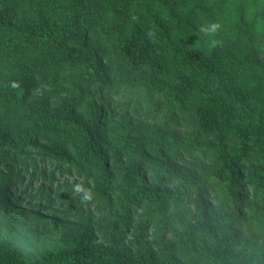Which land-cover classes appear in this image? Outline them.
Instances as JSON below:
<instances>
[{
	"label": "trees",
	"instance_id": "1",
	"mask_svg": "<svg viewBox=\"0 0 264 264\" xmlns=\"http://www.w3.org/2000/svg\"><path fill=\"white\" fill-rule=\"evenodd\" d=\"M5 215L64 239L0 264H264V0H0Z\"/></svg>",
	"mask_w": 264,
	"mask_h": 264
},
{
	"label": "rangeland",
	"instance_id": "2",
	"mask_svg": "<svg viewBox=\"0 0 264 264\" xmlns=\"http://www.w3.org/2000/svg\"><path fill=\"white\" fill-rule=\"evenodd\" d=\"M128 95L129 96H132V97H136L137 99L138 98H141L139 95H136L132 92H128ZM159 120V116H158V119ZM53 162L51 161H45L43 164H41V166H43L44 168H46L47 170H50L51 167L53 166ZM31 168L28 167L27 168V173L30 172ZM72 176L71 175V178H66V173H63V174H59V173H56L54 176H53V180L51 182V185H53V183H59L61 182L63 179H67L68 181H70L72 179ZM26 181L24 182L25 184H27V177H25ZM34 179H30L29 181V185L27 187V189L31 188V187H36L37 186V183L34 184ZM47 185H49V183H45ZM19 197H20V200L18 201L19 204H17L19 206V208H25V209H28V210H31V209H34L33 207V204L36 203V201H32L29 205H26L25 204V201L26 199L19 194ZM41 205V203H40ZM30 206V207H29ZM55 207V206H54ZM36 209V208H35ZM59 217V216H57ZM18 219V224L16 226H13L11 223H9V220H8V215H5L3 216V219L0 221V224H1V227H3L5 225V231L1 229L0 227V230H1V234H3L4 236H6V238H8L13 244H15L19 249L23 250V251H26L28 252L29 254H32L34 253L37 249H40L42 248V246H45V247H48L50 245H53L57 242H60L64 239V235H57V236H54V237H48L46 235H42L40 238H39V241L36 243V245L34 246L32 243L34 242V240L36 239V236H22V237H15V236H11L10 233L13 232L12 230H16L18 228H21L22 226H26V222L27 220H25L23 223H21V219L19 220V216L17 217ZM8 223L9 225V228L6 229V224ZM41 228L42 226L39 225ZM29 227V226H28ZM8 229H12V230H8ZM60 232V234H63V229H60L58 230Z\"/></svg>",
	"mask_w": 264,
	"mask_h": 264
},
{
	"label": "clouds",
	"instance_id": "3",
	"mask_svg": "<svg viewBox=\"0 0 264 264\" xmlns=\"http://www.w3.org/2000/svg\"><path fill=\"white\" fill-rule=\"evenodd\" d=\"M218 28H219V25H218V24H210V25L207 26V27H203V26H202V27H201V31H202V32H206V33L209 34V35H215V34L217 33ZM217 43H219V41H216V40H213V41H212L213 46H215ZM14 86H15V85H14ZM77 190H79V189H77ZM248 251H249V252H252L253 249H252V248H249Z\"/></svg>",
	"mask_w": 264,
	"mask_h": 264
}]
</instances>
